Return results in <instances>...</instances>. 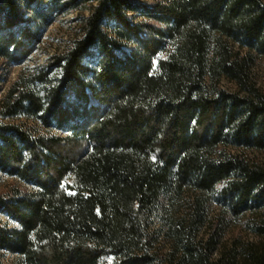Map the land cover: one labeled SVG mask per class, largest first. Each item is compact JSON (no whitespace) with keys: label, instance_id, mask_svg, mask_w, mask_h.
<instances>
[{"label":"trees","instance_id":"obj_1","mask_svg":"<svg viewBox=\"0 0 264 264\" xmlns=\"http://www.w3.org/2000/svg\"><path fill=\"white\" fill-rule=\"evenodd\" d=\"M92 1L60 74L23 72L0 99V171L28 187L0 193L16 223L0 221V250L11 264H264V0ZM68 3L0 0V58L27 57Z\"/></svg>","mask_w":264,"mask_h":264},{"label":"rangeland","instance_id":"obj_2","mask_svg":"<svg viewBox=\"0 0 264 264\" xmlns=\"http://www.w3.org/2000/svg\"><path fill=\"white\" fill-rule=\"evenodd\" d=\"M44 5L49 6L51 0H39ZM65 3L70 0H63ZM146 2L149 0H138ZM35 4H32V6ZM95 2L92 0H75L72 4H65L63 10H55L52 12V22L43 29L39 42L35 45L32 52L22 59L19 63L7 62L5 59L0 58V99L5 94L9 86L17 79L23 72H31L36 68L44 67L50 70L48 76L55 79L60 70L54 64V56L62 53L66 48L76 39L80 38L83 34L82 27L85 19L88 17L92 6ZM28 12L25 16H28ZM137 19V18H136ZM105 25L108 32L112 30V25ZM127 51L128 47L124 46ZM252 74L256 78L258 84H264V57H261L255 62L252 68ZM225 82V81H224ZM224 82H222L224 84ZM230 85V84H229ZM89 104H97L96 100L87 90ZM8 121V120H6ZM14 123L26 124L30 127L33 133L45 131L49 134L65 136L67 131L59 130L53 123L44 128L43 123L38 118H29L25 114L20 113L11 119ZM257 156L263 158L264 153H256ZM19 183L17 178L10 176L3 171H0V193L9 189L12 184ZM22 188H26L22 182L19 183ZM28 188V187H27ZM0 221L6 223L8 226H15L16 223L9 219L5 214L0 213ZM16 260L13 254L0 250V264H11Z\"/></svg>","mask_w":264,"mask_h":264}]
</instances>
